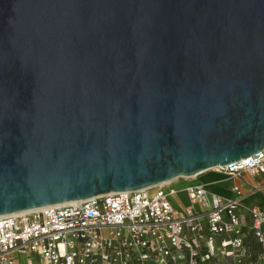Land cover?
Masks as SVG:
<instances>
[{
  "label": "water",
  "instance_id": "95a60500",
  "mask_svg": "<svg viewBox=\"0 0 264 264\" xmlns=\"http://www.w3.org/2000/svg\"><path fill=\"white\" fill-rule=\"evenodd\" d=\"M264 149V0H0V215Z\"/></svg>",
  "mask_w": 264,
  "mask_h": 264
},
{
  "label": "built area",
  "instance_id": "2783aa9c",
  "mask_svg": "<svg viewBox=\"0 0 264 264\" xmlns=\"http://www.w3.org/2000/svg\"><path fill=\"white\" fill-rule=\"evenodd\" d=\"M213 170L262 182L234 185L228 198L209 193L203 183L185 187L189 201L202 203L204 211L178 209L172 200L177 191L163 183L2 214L0 264H16L18 253L47 264H225L228 258L242 264L254 250L249 234L264 252V206L241 202L264 191V149Z\"/></svg>",
  "mask_w": 264,
  "mask_h": 264
},
{
  "label": "rangeland",
  "instance_id": "374dc122",
  "mask_svg": "<svg viewBox=\"0 0 264 264\" xmlns=\"http://www.w3.org/2000/svg\"><path fill=\"white\" fill-rule=\"evenodd\" d=\"M228 177L229 176L219 175L213 172H206L204 174L199 175L197 177V181L202 182L209 193H215L220 196L228 198L233 195V192L231 191V189L222 187L221 185L218 184V181L228 178ZM189 179H191V177H179L174 182L178 180H189ZM256 179L258 180V178ZM169 183H172V181ZM155 192H156V188H153L149 191L150 195H153ZM172 199L175 201V205L177 206L178 209H185L187 207H190L194 211L206 210V208L200 202L193 205L189 201L188 196L186 192L184 191L176 192L175 194L172 195ZM242 204L246 207H252L253 205H262L264 204V193L263 192L252 193L246 196L245 198H243ZM258 246L259 245L257 244L255 245V247L257 248L256 249L257 253L255 254V256H256V259H258L257 261H260V262L255 263L254 261V264H264V263H261L263 261L259 259L261 251ZM27 260H30L32 264H47L46 261L43 260L40 256L36 254L33 255V254H26V253L17 254L16 264H26ZM224 263L233 264V261L232 259L228 258L225 260ZM242 264H251V263H249V261H245Z\"/></svg>",
  "mask_w": 264,
  "mask_h": 264
},
{
  "label": "crops",
  "instance_id": "0c3cea01",
  "mask_svg": "<svg viewBox=\"0 0 264 264\" xmlns=\"http://www.w3.org/2000/svg\"><path fill=\"white\" fill-rule=\"evenodd\" d=\"M206 172H213V173H216V174H219V175H225V174H223V173H219V172H217V171H215V170H213V169H210V170H208V171H205V172H203L202 174H204V173H206ZM199 175H201V174H199ZM198 175V176H199ZM197 176V177H198ZM227 176V175H226ZM197 177H191V179H189V180H178V181H176V182H174L175 180H172V183H169V187H171V188H174L177 192H180V191H184L185 192V187H187L188 185H191V184H194V183H202V182H198L197 181ZM256 178H258V180L256 179ZM174 182V183H173ZM260 182H262V178L261 177H254V176H250V175H248V174H243L242 176H240V177H231V176H229L228 178H225V179H222V180H220V181H218V184L219 185H221L222 187H226V188H229V189H231V191L233 192V190H232V187L234 186V185H240L241 187H243V188H250L252 185H254V184H256V183H260ZM257 192H263L264 193V191H257ZM233 195H234V192H233ZM232 195V196H233ZM231 196V197H232ZM173 200V199H172ZM243 200V199H242ZM242 202V201H241ZM173 203L175 204V201L173 200ZM244 206V205H243ZM253 206H257V207H261V206H264V204H262V205H253ZM252 206V207H253ZM245 208H250V207H246V206H244ZM241 209V212H243L244 214H245V218H246V220L250 223V216L248 215V213H247V211H246V209ZM259 245L258 247H259V249H260V251H261V253H260V260H262L263 262H261V263H264V252H263V250H262V248H261V245L256 241V242H254V244H253V249L254 250H256L257 248L255 247V245ZM16 260H17V254H16ZM258 259H256V256L254 257V261L256 262V263H259L260 261H257ZM245 261H247V260H244V262ZM243 262V263H244ZM250 262V261H249ZM30 263H32L30 260H27L26 261V264H30Z\"/></svg>",
  "mask_w": 264,
  "mask_h": 264
},
{
  "label": "trees",
  "instance_id": "16d2710c",
  "mask_svg": "<svg viewBox=\"0 0 264 264\" xmlns=\"http://www.w3.org/2000/svg\"><path fill=\"white\" fill-rule=\"evenodd\" d=\"M247 242L248 244L251 246H253L254 242H256V238L254 237V235L251 233L249 234L248 236V239H247ZM257 253V250H252V257H247L245 258V260L247 261H254V257H255V254Z\"/></svg>",
  "mask_w": 264,
  "mask_h": 264
},
{
  "label": "bare ground",
  "instance_id": "6f19581e",
  "mask_svg": "<svg viewBox=\"0 0 264 264\" xmlns=\"http://www.w3.org/2000/svg\"><path fill=\"white\" fill-rule=\"evenodd\" d=\"M177 179V178H176ZM173 180H175V179H173ZM172 180H169V181H167V182H165V183H169V182H171Z\"/></svg>",
  "mask_w": 264,
  "mask_h": 264
}]
</instances>
